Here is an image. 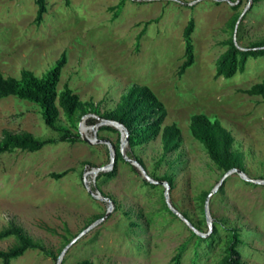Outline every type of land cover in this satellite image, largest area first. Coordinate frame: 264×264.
I'll list each match as a JSON object with an SVG mask.
<instances>
[{
	"label": "rangeland",
	"instance_id": "1",
	"mask_svg": "<svg viewBox=\"0 0 264 264\" xmlns=\"http://www.w3.org/2000/svg\"><path fill=\"white\" fill-rule=\"evenodd\" d=\"M47 8L38 22L34 0H0V73L20 78L30 70L41 77L65 54L57 91L68 86L93 103L89 117L98 124L132 90L150 87L164 107L162 127L177 125L180 137L169 150L158 134L125 152L153 179H170L169 202L203 241L169 208L166 187L147 184L125 159L110 170L113 176L91 173L111 163L108 145L95 136L121 146L120 132L100 131L80 113L76 129L60 109L58 127L93 128L86 135L94 143L82 136L63 142L37 105L10 96L0 100V141L7 133L56 140L37 152L0 154V232L18 228L53 254L29 250L11 264H57L77 235L105 217L111 204L87 185L111 199L113 210L68 250L63 264H226L235 234L238 263L264 264V185L233 173L207 209L225 171L190 128L195 114L219 120L233 138L236 168L264 180V99L245 92L264 82V56L250 57L233 77L218 74L232 40L242 49L264 45V0H47ZM190 22L195 63L180 74ZM65 171L61 179L52 176ZM17 242L0 240V251Z\"/></svg>",
	"mask_w": 264,
	"mask_h": 264
},
{
	"label": "trees",
	"instance_id": "2",
	"mask_svg": "<svg viewBox=\"0 0 264 264\" xmlns=\"http://www.w3.org/2000/svg\"><path fill=\"white\" fill-rule=\"evenodd\" d=\"M34 1L38 6L37 21L40 22L48 11L47 0ZM252 1L256 4L263 0ZM123 7L124 2H121L117 6L119 10L118 12H121ZM193 30L194 22H190L185 30L186 60L181 67L180 74H184L186 70L195 63V49L191 40ZM262 56H264V45L257 44L252 48L242 49L234 40H232L229 49L222 57L218 74L224 75L228 78L233 77L238 71V68H243L250 57L258 58ZM65 64L66 56L64 54L55 67L41 77L36 76L30 70H24L20 78L5 77L2 73H0V100L14 96L20 100L34 103L41 109V114L46 125L52 129L62 132L59 139L60 141L76 143L81 140L80 132L77 131L74 133L70 128L66 126L58 127L56 124L60 109L72 123V126L78 129L75 124L76 114L80 113L82 116L89 117V108L93 107V103L82 102L79 96L68 86H66L63 91L58 93L57 85ZM245 92L252 96H261L264 99V82L255 84ZM91 112L98 114L96 109H92ZM164 115L163 104L159 101L156 94L150 87L142 86L132 90L123 98V102L115 110L105 114L103 119L107 118L108 120L117 121L127 128L129 132L128 146L130 149H133V147L137 144L146 143L158 134H161V138L165 142L167 150H169L171 145L179 139L181 130L175 124L162 127ZM88 122L94 126L98 124L97 120L93 117H89ZM190 128L192 135L204 144L210 158L221 170L227 173L236 168V157L232 152L233 138L224 129L219 120H211L204 114H195L190 119ZM102 130L119 132L118 129L107 125L101 126L100 131ZM55 142L56 140L54 139L39 140L30 135L15 136L7 133L0 141V154L13 152L17 149L22 151L37 152L42 150L45 146ZM114 148L116 153L115 165L117 166V161L124 159V157L121 152L120 145H115ZM126 154L128 157H131L132 152H127ZM137 161L144 166L141 160L137 159ZM67 174L68 171H65L60 174H53L52 176L56 179H61ZM114 174V171L102 172L97 179H100L102 176L110 177ZM163 180L168 183L170 182L169 178H164ZM147 184L155 186V184L150 183L149 181ZM192 233L197 240L203 241V237L196 231L192 230ZM11 236H15L18 239V242L8 251H0V260L3 264H11L13 260L25 255L29 250H40L48 256H53V254L47 251L44 247L33 243L26 238L22 231L18 228L14 227L0 232V240ZM238 242L239 238L237 234H235L234 241L229 248L230 255L226 259V264H239L236 259V246Z\"/></svg>",
	"mask_w": 264,
	"mask_h": 264
},
{
	"label": "water",
	"instance_id": "3",
	"mask_svg": "<svg viewBox=\"0 0 264 264\" xmlns=\"http://www.w3.org/2000/svg\"><path fill=\"white\" fill-rule=\"evenodd\" d=\"M252 1V0H251ZM99 120L101 121L98 125H96V128H99L100 126H112L116 129L119 130L120 134H121V152L123 154V157L126 161H128L129 163H131L133 166H135L136 168H138L144 175V177L153 184H158V185H163L166 187V198H167V202H168V206L176 213H178L172 206V204L169 202L168 198H169V194H170V189L171 186L167 181H161V180H155L153 179L147 172V170L145 169V167L137 160L129 158L128 155L125 152V147L128 145L129 142V132L127 130V128L114 120H108V119H103V118H99ZM89 129H93V128H89V127H85L84 125L80 127V134L82 136V138L89 142V143H94V140H91L87 135H86V131H88ZM96 141L98 143H102V144H106L108 145L109 149H110V153H111V163L106 166V167H101V168H95L91 173L94 175H98L100 172H106V171H110L116 162V153H115V148L113 146V144L107 140V139H97V137L95 136ZM233 173H238L243 179H245L248 182H251L253 184H260V185H264V180H256V179H251L249 178L245 172H243L240 169H232L231 171L225 173L224 177L221 179L219 185L213 190L211 191V193L208 195L207 197V201H206V206L207 209L209 208V203H210V199L211 197L220 189V187L222 186V184L224 183V181L226 180V178L233 174ZM87 189L89 191V193H92L96 198L101 199L103 201H107L111 204V207L109 209V211L107 212V214L105 215V217H103L102 219L92 223L89 227H87L86 229H84L79 235H77V237H75L68 245L67 247L64 249V251L61 253V255L58 258V262L57 264H62L64 257L66 255V253L68 252V250L74 245L76 244L82 237H84L87 233H89L92 229H94L98 224H100L101 222H103L112 212L113 210V201L109 198L104 197L101 192L97 191V193H94L92 188L87 185ZM180 215V217H182L189 225L190 227L197 232V230L192 226V224L183 217V215H181L180 213H178ZM198 233V232H197Z\"/></svg>",
	"mask_w": 264,
	"mask_h": 264
}]
</instances>
